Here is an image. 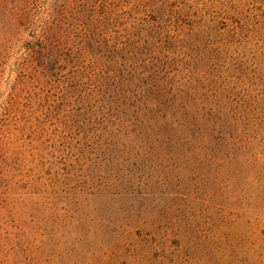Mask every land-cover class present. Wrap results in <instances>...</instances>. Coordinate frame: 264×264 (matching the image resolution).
<instances>
[{
  "label": "rangeland",
  "instance_id": "1",
  "mask_svg": "<svg viewBox=\"0 0 264 264\" xmlns=\"http://www.w3.org/2000/svg\"><path fill=\"white\" fill-rule=\"evenodd\" d=\"M125 34L212 117L191 142L121 125ZM0 264H264V0H0Z\"/></svg>",
  "mask_w": 264,
  "mask_h": 264
},
{
  "label": "trees",
  "instance_id": "2",
  "mask_svg": "<svg viewBox=\"0 0 264 264\" xmlns=\"http://www.w3.org/2000/svg\"><path fill=\"white\" fill-rule=\"evenodd\" d=\"M78 4L71 6V16L75 18L80 15L81 6ZM56 32V30L47 29L28 48L36 66L41 67L45 74L55 72L56 66H60V64L57 65L59 61L57 52L59 47L63 46L60 40H57ZM122 37L120 47H115V52L122 53L118 57L119 61L116 62V66H118L119 73L123 74L124 79L129 83V89L124 90L129 102L123 114L126 120L122 117L121 125L131 128L139 127L142 139L138 140V143L142 145L148 143L155 149H157L156 146L167 148L169 139L175 143L176 141H172L171 138L181 131L185 133L184 140L191 142L194 130L200 129L199 125L195 126V124L199 123L204 126L212 120L211 116H206L202 108L196 105L198 95L189 88H186V91L183 90L181 77L177 76V71L159 76L161 68L153 66L148 70L141 63L136 66L133 60V58L137 60L136 52L129 50L128 47L129 36L125 34ZM121 74H118L119 78ZM197 107L203 112L202 115L196 111ZM166 128H168L167 131H165ZM156 153L158 160L164 157L159 150Z\"/></svg>",
  "mask_w": 264,
  "mask_h": 264
}]
</instances>
